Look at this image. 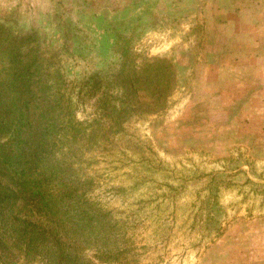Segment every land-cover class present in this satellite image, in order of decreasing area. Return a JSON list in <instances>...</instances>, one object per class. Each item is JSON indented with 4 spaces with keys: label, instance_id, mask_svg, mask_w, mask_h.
<instances>
[{
    "label": "rangeland",
    "instance_id": "rangeland-1",
    "mask_svg": "<svg viewBox=\"0 0 264 264\" xmlns=\"http://www.w3.org/2000/svg\"><path fill=\"white\" fill-rule=\"evenodd\" d=\"M205 4L0 0V24L17 35L40 28L74 91L77 117L88 121L94 140L81 156L82 171L94 178V201L118 222L111 243L128 247L126 264H264V151L222 150L206 123V101L191 95L215 29ZM118 32L131 38L139 64L147 56L172 60L177 87L164 111L112 118L86 93L92 75L119 63ZM220 223L223 235L215 237ZM51 248L31 264H117L96 246L62 260Z\"/></svg>",
    "mask_w": 264,
    "mask_h": 264
},
{
    "label": "trees",
    "instance_id": "trees-1",
    "mask_svg": "<svg viewBox=\"0 0 264 264\" xmlns=\"http://www.w3.org/2000/svg\"><path fill=\"white\" fill-rule=\"evenodd\" d=\"M131 41L117 33L119 63L92 75L86 91L112 118L164 111L177 87L172 60L139 64ZM48 52L40 28L17 35L0 24V264H31L45 246L61 260L96 246L104 260L126 264L128 247L111 243L118 222L94 201V178L82 171L93 132ZM223 232L220 223L215 237Z\"/></svg>",
    "mask_w": 264,
    "mask_h": 264
},
{
    "label": "crops",
    "instance_id": "crops-1",
    "mask_svg": "<svg viewBox=\"0 0 264 264\" xmlns=\"http://www.w3.org/2000/svg\"><path fill=\"white\" fill-rule=\"evenodd\" d=\"M205 11L215 29L194 74L193 101H206V123L222 150L263 152L264 0H206Z\"/></svg>",
    "mask_w": 264,
    "mask_h": 264
}]
</instances>
